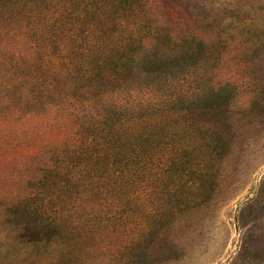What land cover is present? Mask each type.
<instances>
[{
	"label": "rangeland",
	"instance_id": "374dc122",
	"mask_svg": "<svg viewBox=\"0 0 264 264\" xmlns=\"http://www.w3.org/2000/svg\"><path fill=\"white\" fill-rule=\"evenodd\" d=\"M144 1L146 29L194 38L199 97L151 123L129 211L105 218L57 169L77 145L61 105L18 113L0 83V264H264V0Z\"/></svg>",
	"mask_w": 264,
	"mask_h": 264
},
{
	"label": "trees",
	"instance_id": "16d2710c",
	"mask_svg": "<svg viewBox=\"0 0 264 264\" xmlns=\"http://www.w3.org/2000/svg\"><path fill=\"white\" fill-rule=\"evenodd\" d=\"M144 3L0 0L4 102L18 113L61 105L77 145L57 150V169L73 183L82 172L91 192L103 190L105 218L129 211L137 158L147 166L151 123L199 97L181 90L184 72L198 63L194 38L146 29Z\"/></svg>",
	"mask_w": 264,
	"mask_h": 264
}]
</instances>
